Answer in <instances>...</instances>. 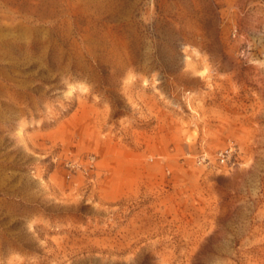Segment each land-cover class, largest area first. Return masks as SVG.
Segmentation results:
<instances>
[{
  "label": "rangeland",
  "instance_id": "374dc122",
  "mask_svg": "<svg viewBox=\"0 0 264 264\" xmlns=\"http://www.w3.org/2000/svg\"><path fill=\"white\" fill-rule=\"evenodd\" d=\"M0 264H264V0H0Z\"/></svg>",
  "mask_w": 264,
  "mask_h": 264
},
{
  "label": "built area",
  "instance_id": "2783aa9c",
  "mask_svg": "<svg viewBox=\"0 0 264 264\" xmlns=\"http://www.w3.org/2000/svg\"><path fill=\"white\" fill-rule=\"evenodd\" d=\"M235 152H236V147L234 144L228 145L227 147L221 149L218 152L219 162L221 164H227L228 162H230L231 157L235 154ZM65 167H66L65 176L67 179H72L78 170H81L83 174L87 175L94 167V158L90 157L88 159V162L84 166H81V164L77 160H68L65 163Z\"/></svg>",
  "mask_w": 264,
  "mask_h": 264
}]
</instances>
